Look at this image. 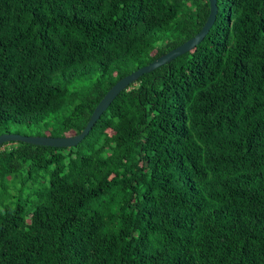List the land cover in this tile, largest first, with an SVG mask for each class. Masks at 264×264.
<instances>
[{"label":"trees","instance_id":"obj_1","mask_svg":"<svg viewBox=\"0 0 264 264\" xmlns=\"http://www.w3.org/2000/svg\"><path fill=\"white\" fill-rule=\"evenodd\" d=\"M216 3L203 41L77 145L0 146V264H264V0ZM208 14L207 0H0V135L79 134Z\"/></svg>","mask_w":264,"mask_h":264},{"label":"water","instance_id":"obj_2","mask_svg":"<svg viewBox=\"0 0 264 264\" xmlns=\"http://www.w3.org/2000/svg\"><path fill=\"white\" fill-rule=\"evenodd\" d=\"M209 3L208 17L200 29V31L173 50L161 55L151 63L143 66L127 76L117 81L110 90L104 95L100 102L95 107L84 129L77 135L64 136V137H51V136H28L15 133H5L0 135V146L9 142H22L38 146L49 147H72L81 142L85 136L90 132L95 122L100 118L103 112L108 108L116 96L123 90H126L129 85L135 83L143 74L149 73L152 70L171 62L173 59L193 50L208 34L213 26L217 16V3L216 0H207Z\"/></svg>","mask_w":264,"mask_h":264},{"label":"rangeland","instance_id":"obj_3","mask_svg":"<svg viewBox=\"0 0 264 264\" xmlns=\"http://www.w3.org/2000/svg\"><path fill=\"white\" fill-rule=\"evenodd\" d=\"M24 132H25V133H24L25 135H28V136H35V135H29V131L24 130ZM12 133H13V132H12ZM8 146H9V145H8Z\"/></svg>","mask_w":264,"mask_h":264}]
</instances>
